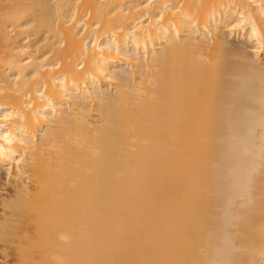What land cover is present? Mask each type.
<instances>
[{
    "label": "bare ground",
    "instance_id": "1",
    "mask_svg": "<svg viewBox=\"0 0 264 264\" xmlns=\"http://www.w3.org/2000/svg\"><path fill=\"white\" fill-rule=\"evenodd\" d=\"M2 168L13 264H264V0H0Z\"/></svg>",
    "mask_w": 264,
    "mask_h": 264
},
{
    "label": "rangeland",
    "instance_id": "2",
    "mask_svg": "<svg viewBox=\"0 0 264 264\" xmlns=\"http://www.w3.org/2000/svg\"><path fill=\"white\" fill-rule=\"evenodd\" d=\"M230 38H232V39L230 40ZM229 40L235 44L239 43L238 45L246 47V49L250 51V45H248L249 43H246V41H243L242 39H238V38L236 39V37H229ZM241 42H242V44H241ZM5 171L6 170L4 168L1 169L2 179H0V219L5 218V217L15 219V217H14L15 212L13 211V209L4 205L3 200L11 193L13 186L15 185V183L17 181L16 180L17 178L14 177L15 173L13 171H12L11 175H8L7 172H5ZM6 245H8V244H6ZM11 249L4 247V243L2 241H0V264H13L14 263L12 259H14L13 257H15V256H13L14 253Z\"/></svg>",
    "mask_w": 264,
    "mask_h": 264
}]
</instances>
